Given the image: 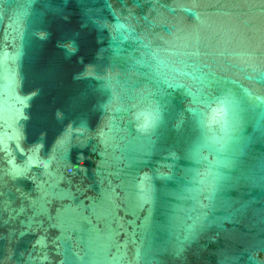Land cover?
<instances>
[{
    "label": "water",
    "instance_id": "obj_1",
    "mask_svg": "<svg viewBox=\"0 0 264 264\" xmlns=\"http://www.w3.org/2000/svg\"><path fill=\"white\" fill-rule=\"evenodd\" d=\"M0 264H264V0H0Z\"/></svg>",
    "mask_w": 264,
    "mask_h": 264
}]
</instances>
